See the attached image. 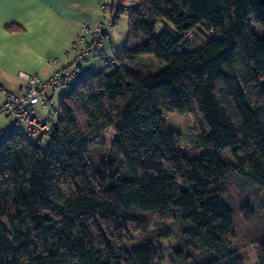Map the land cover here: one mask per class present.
Segmentation results:
<instances>
[{
  "label": "trees",
  "instance_id": "16d2710c",
  "mask_svg": "<svg viewBox=\"0 0 264 264\" xmlns=\"http://www.w3.org/2000/svg\"><path fill=\"white\" fill-rule=\"evenodd\" d=\"M106 7L117 19L129 9L115 64L80 75L49 132L0 141V264H161L160 241L179 264H245L226 198L231 177L264 190V0ZM171 112L190 115L200 156L178 147ZM107 130L108 147L98 141ZM240 210L250 224L256 211ZM247 230L264 264V229Z\"/></svg>",
  "mask_w": 264,
  "mask_h": 264
},
{
  "label": "crops",
  "instance_id": "0c3cea01",
  "mask_svg": "<svg viewBox=\"0 0 264 264\" xmlns=\"http://www.w3.org/2000/svg\"><path fill=\"white\" fill-rule=\"evenodd\" d=\"M113 1L0 0V105L7 94L22 93L25 82L19 77L20 72L45 79L57 67L68 65L72 56L69 44L74 39L83 38L81 45L86 43L89 48L97 45L101 49L103 43H90V35L84 27L92 31L105 22L110 8L102 12L100 5L109 7ZM99 53L104 61L103 50ZM89 55L84 62L86 66L91 61ZM54 58H57L56 64L47 66L46 62ZM82 70L81 78L84 76ZM89 73L86 70L85 77ZM55 91L49 93L50 101ZM38 108L42 107L36 106L37 112ZM3 124L5 122L1 127Z\"/></svg>",
  "mask_w": 264,
  "mask_h": 264
},
{
  "label": "rangeland",
  "instance_id": "374dc122",
  "mask_svg": "<svg viewBox=\"0 0 264 264\" xmlns=\"http://www.w3.org/2000/svg\"><path fill=\"white\" fill-rule=\"evenodd\" d=\"M129 13V9H126L123 11L117 20V26L114 27V29L111 31L110 34V42L107 40H102L101 43H103V46L101 49H98L96 46L93 45L90 48V63L89 66H86L84 63L82 64L83 70L82 75L83 78L85 77L86 70H89L88 76H90L93 73L100 72L102 70L109 69L102 60L101 53H99L101 50H103V54L105 57L116 59L117 56L120 53L121 48L125 44L126 38H127V16ZM251 26L256 31H261V28L256 25V23L252 22ZM163 29V25L161 23H158L155 27V34H158ZM142 66H147L148 70L157 73L161 70L160 64L154 61L151 58H142L141 62ZM111 69V68H110ZM92 70V71H90ZM87 76V77H88ZM65 94V90L62 88H58L55 91V94L53 98L51 99V105L55 109H59V100L60 98ZM41 115L47 114V110L44 108H38ZM2 119V123L5 122L6 125L8 122L7 118H0ZM0 125V128H1ZM165 125L168 131L172 132L177 138H178V147L185 151L188 155L191 156H200L204 149L198 147L196 145V136L195 133L191 130V117L189 114H179V113H167L165 116ZM116 134L110 130L105 131L102 133V135L99 138V143L103 142L106 147L109 146L111 141L115 138ZM37 135H34L30 137V140L35 141ZM29 138V137H28ZM48 143V137H44L41 143V146L45 147ZM102 145H93L90 151V160L93 161L96 165L99 164L100 159L103 155V150L100 149ZM227 202L231 205V207L234 209V211L237 213V218L235 220V230L237 234V239L234 242V246L238 249V254L243 256L244 263L245 264H258L256 260V252L255 247L248 243L246 233L247 229L255 228L257 230L258 228L264 229V207L258 209L257 204L261 202L264 205V190H256L254 192L246 191V189L240 184V181L236 177L230 178V184L228 187V193H227ZM251 206L254 211H256V216L254 219L249 223H245L244 221L240 219L241 215V207L247 208ZM261 210V211H260ZM149 219L151 220V225L155 224H162L165 223L164 219H156L153 216H150ZM136 241H134L132 244L136 245L138 235L134 236ZM172 243L169 241H160L158 243L159 247H162L164 250L160 252L161 257V264H179V261H176L173 253L171 250ZM70 264H76V263H70Z\"/></svg>",
  "mask_w": 264,
  "mask_h": 264
},
{
  "label": "built area",
  "instance_id": "2783aa9c",
  "mask_svg": "<svg viewBox=\"0 0 264 264\" xmlns=\"http://www.w3.org/2000/svg\"><path fill=\"white\" fill-rule=\"evenodd\" d=\"M102 12L107 11L105 5H100ZM117 18L110 15L105 22L98 24L94 30L88 26L84 31L90 35V43H100L102 40L109 41L110 33L117 26ZM191 36L187 32L185 37ZM83 38H76L69 44V51L72 53L71 61L64 67H57L53 73L42 79L34 74L20 72L25 85L20 95L7 94L4 102L0 105V118H7L6 125L0 128V141L5 140L14 133H25L29 136L47 133L51 130L52 123L60 115L59 109H55L48 97L50 92L62 88L69 91L75 81L80 78L82 64L87 60L90 53L88 45ZM57 58L46 62L47 66L56 64ZM106 65L112 66L115 60L106 57ZM41 106L47 110V114L41 115L35 107Z\"/></svg>",
  "mask_w": 264,
  "mask_h": 264
}]
</instances>
